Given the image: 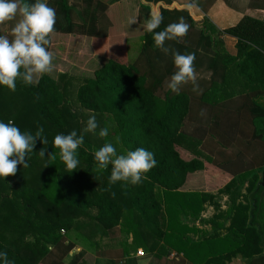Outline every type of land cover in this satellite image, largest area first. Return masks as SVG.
<instances>
[{
  "label": "trees",
  "instance_id": "1",
  "mask_svg": "<svg viewBox=\"0 0 264 264\" xmlns=\"http://www.w3.org/2000/svg\"><path fill=\"white\" fill-rule=\"evenodd\" d=\"M80 1L77 14L68 0H46L57 15L48 46L53 72L34 85L18 79L14 92L0 85V122L12 120L32 134L42 127L48 140L37 141L27 154V168L19 165L14 176L0 177V252L15 264H50L53 247L59 254L53 253L51 264H126L131 248L141 247L136 264H228L235 258L264 264V18L246 15L218 30L170 0H138L162 14L156 31L181 16L190 25L181 42L165 46L195 55L199 91L188 83L176 94L167 88L176 71L173 56L154 46L144 26L131 61L99 52L93 43L107 38L113 25L109 6ZM222 34L236 38L235 55L225 50ZM71 80L77 81L74 92ZM91 115L102 118L108 128L104 143L118 154L137 148L154 153L157 164L140 184L109 185L111 165L97 170L94 134L83 133ZM73 130L84 135V144L77 150L78 168L67 172L53 139ZM193 140L204 142L211 161L185 146ZM230 146L237 153L214 164ZM204 171L209 184L213 177L219 181L211 185L216 193L196 178ZM217 194L227 196L224 209ZM207 204L215 212L204 219ZM197 220L209 228L198 227ZM73 229L94 247L84 259L77 260L74 244L63 241L62 234Z\"/></svg>",
  "mask_w": 264,
  "mask_h": 264
},
{
  "label": "clouds",
  "instance_id": "2",
  "mask_svg": "<svg viewBox=\"0 0 264 264\" xmlns=\"http://www.w3.org/2000/svg\"><path fill=\"white\" fill-rule=\"evenodd\" d=\"M185 7L189 10L198 9L199 0H188ZM56 19V10L50 7L46 0H35L34 3H29L28 0H0V24L17 21L11 28V39L7 35H0V85L14 92L18 79L26 86L34 85L41 76L53 72L54 53L48 50V46ZM136 22L135 19L129 21L130 24ZM162 22V14L155 12L145 20L144 30L152 34L156 48L173 56L176 71L169 78L167 88L179 94L183 85L191 83L192 90L198 92V74L194 67L195 55L181 54L165 46L166 41L181 42L187 35L190 25L181 16L178 22L170 23L163 30L156 31ZM203 113L204 110H201V114ZM98 127L96 117L92 115L88 118L83 133H95ZM42 133V127L32 134L22 132L12 120L7 123L0 122V177L14 176L19 165L24 168L29 166L26 156L33 152L37 141L42 144L48 143ZM107 135L108 128H100L98 136L104 138ZM53 144L59 149V157L66 171L76 170L80 163L77 150L84 144V135H78L75 130L67 135L57 134ZM38 154L44 158L45 148H41ZM47 157L53 161L56 159L52 153H48ZM94 160L97 170L107 169L111 165L109 185L117 182L138 185L146 179L144 174L157 164L154 153L145 148L118 154L115 146L110 142L104 143L94 152ZM0 261L2 264H15L14 260L8 258L6 251L0 252Z\"/></svg>",
  "mask_w": 264,
  "mask_h": 264
},
{
  "label": "rangeland",
  "instance_id": "3",
  "mask_svg": "<svg viewBox=\"0 0 264 264\" xmlns=\"http://www.w3.org/2000/svg\"><path fill=\"white\" fill-rule=\"evenodd\" d=\"M107 2V4H111L113 3L114 1L116 0H104ZM73 3H74V9L76 11L77 14H79V11L81 9V5L82 4H78L79 1L78 0H73ZM138 16L139 18L138 19H135L137 22L135 23L137 25L138 28L142 27L144 25V22L146 20V18H148V16L150 17L151 15V11L148 10V8L145 7V5H140L139 6V11H138ZM144 15V17H142V14ZM147 13V14H146ZM130 15L128 14L127 17H126V20L127 21H131L133 20V16L129 17ZM147 16V17H146ZM115 17H112L111 18V25H112V22H113V25L115 28H119V22L120 21H117L114 20ZM123 21V20H122ZM127 21L125 22L124 21V28L125 29H122L121 31H117V29L114 28V31H110V30H113L112 29V26L109 27L108 31H106V34H107V38H105L104 40H102L101 42H98V41H95L93 43V46L95 48V50L99 51V52H103V53H107V54H111V55H116V54H120L121 56H123L125 58V60H129L131 61L134 56L138 53L139 51V48H140V45H141V42H142V34L144 31H132V28H130L127 24ZM141 29V28H140ZM143 30V29H142ZM118 39H117V38ZM109 54V55H110ZM71 85H72V91L74 92L75 91V85L77 84V81L74 82L71 80ZM92 116V115H91ZM96 121L99 125V127L97 128L96 132L93 133V140H92V144L94 145V147L96 148V150H98L100 147L103 146L104 144V139L99 137L98 136V132L100 130V128H103V120L101 117H99V119L96 118ZM204 141V139H202ZM203 141H200V142H197V141H194L190 144L188 143H184L186 147H189V150L192 151V152H198V151H201V153H204V154H201V156L203 158H206L208 160L211 161L212 159V156L207 153L208 152V147L203 145L204 142ZM202 149V150H201ZM224 151H222V154L225 155V156H217L215 157L214 159V164L218 161H220L222 159V157H232L234 156L236 153H237V150L238 148L234 147V146H230L226 149H223ZM199 153V152H198ZM213 155V154H212ZM208 157V158H207ZM218 166V165H217ZM206 169H213V164L210 165V164H206ZM196 178H200L202 181V184H204V187H207V188H210L212 189L211 191L213 193H216L217 190H215L214 187H211L212 184L215 183V185H217V179L215 177H213L210 181L211 184L208 183V178H210V173L209 172H198L196 174ZM200 183V181H199ZM217 194V198H218V201H219V204H220V207L222 209H224L226 207V201H227V196L225 195H222L220 196ZM215 212V209L213 207V205L211 204H207V206H205L203 212H201V218H208L210 217L213 213ZM80 219V218H78ZM82 219V218H81ZM190 223H193V221L189 220ZM195 224L198 226V227H202V228H209V224H201L198 220L195 221ZM76 230H71V231H68L64 234H62L63 236V241H67L68 243H73V248L71 249V252L72 253H75L76 257H77V260H80V259H84L83 256L85 255V253H94V247L92 245H90V243L82 240L81 237L78 236V234L75 232ZM123 237H125V235H123ZM128 239V243H131V237L130 235H128L127 237ZM102 241V240H100ZM119 242L120 240H117L116 242V245L118 246L119 245ZM140 251L142 253H140ZM52 253V256L49 255V259L48 257H46L48 260H53L54 257H56L53 253H55L56 255L59 254V251L56 249V248H52L51 250ZM130 254L133 255V256H143L144 255V249L141 248V247H138L137 249H133L131 248L130 250ZM172 255H175V253L173 252L169 257H173ZM234 260V261H233ZM233 264H242V260L240 258H235L233 259ZM51 261H50V264H51ZM105 260H102V259H99L98 260V264H105L104 263ZM130 261V260H129ZM231 261V262H232ZM231 262H229L228 264H232ZM164 261H161L160 264H163ZM186 263V262H185ZM48 264V263H46ZM97 264V262H96Z\"/></svg>",
  "mask_w": 264,
  "mask_h": 264
},
{
  "label": "crops",
  "instance_id": "4",
  "mask_svg": "<svg viewBox=\"0 0 264 264\" xmlns=\"http://www.w3.org/2000/svg\"><path fill=\"white\" fill-rule=\"evenodd\" d=\"M68 1L70 5L74 6L73 0H68ZM78 1H79L78 4H81V1L80 0ZM170 1L178 7H185V5L188 3V0H170ZM143 4L145 5L146 8H148L149 11H151V14L154 13V8L156 5L150 6L145 3ZM143 4H141L138 0H116L108 5L109 8L106 12V16H108L110 20L112 17H115L114 20L121 21L119 22V31H121L122 29H125L124 28L125 26L123 24L124 21L125 22L127 21L126 17L128 14L130 15L129 17L133 16L134 17L133 19L139 18L138 16L139 6ZM190 12L197 18H207L208 21L212 25H214L216 29L221 30L225 27L235 25L246 15L254 18L263 19L264 0H199L198 9H192L190 10ZM141 15L142 17H144L143 13ZM17 19H19V17H17ZM16 22H17L16 20H13V21H7L4 24H0V35H7L11 39V28L14 26ZM127 24L129 27L132 28V31H140V29L137 27L135 23L130 24L129 21H127ZM112 29H113V25H112ZM220 38L224 43L225 50L229 54L235 55L236 38L227 34H222ZM92 48H94V46ZM84 51H85V46L79 49L80 54ZM260 102L264 106V97L261 99ZM138 258H139L138 256H133L129 254L125 257L126 264H136L134 261H137ZM104 260H105L104 261L105 264H109L108 262L109 260L106 259ZM233 261L231 262L232 264Z\"/></svg>",
  "mask_w": 264,
  "mask_h": 264
},
{
  "label": "built area",
  "instance_id": "5",
  "mask_svg": "<svg viewBox=\"0 0 264 264\" xmlns=\"http://www.w3.org/2000/svg\"><path fill=\"white\" fill-rule=\"evenodd\" d=\"M140 253H142V252L140 251Z\"/></svg>",
  "mask_w": 264,
  "mask_h": 264
},
{
  "label": "water",
  "instance_id": "6",
  "mask_svg": "<svg viewBox=\"0 0 264 264\" xmlns=\"http://www.w3.org/2000/svg\"><path fill=\"white\" fill-rule=\"evenodd\" d=\"M150 5V4H149ZM150 6H152V5H150Z\"/></svg>",
  "mask_w": 264,
  "mask_h": 264
}]
</instances>
